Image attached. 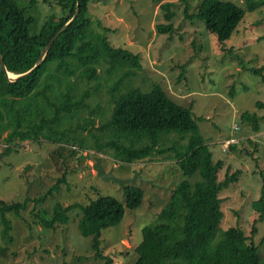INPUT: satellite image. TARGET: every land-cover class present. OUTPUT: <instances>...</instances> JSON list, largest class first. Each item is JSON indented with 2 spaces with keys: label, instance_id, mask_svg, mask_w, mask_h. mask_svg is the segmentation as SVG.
<instances>
[{
  "label": "trees",
  "instance_id": "16d2710c",
  "mask_svg": "<svg viewBox=\"0 0 264 264\" xmlns=\"http://www.w3.org/2000/svg\"><path fill=\"white\" fill-rule=\"evenodd\" d=\"M55 1L58 12L46 17L38 30L39 18L34 16L38 0H0V53L6 71L13 74L35 67L44 47L74 15L79 4L75 20L58 35L33 73L10 81L0 66V137L5 133L3 139L8 145L4 152L13 150L11 144L16 142L46 139L93 150L122 164L158 155L174 158L184 179L172 190L155 220L141 229L142 239L133 248V264H264V255L259 253L253 236L238 227L219 229L225 216L221 193L239 182L242 171L231 173L228 169L225 178L220 179L225 162L222 158L214 160L213 151L192 115V105L175 102L158 83L146 90L125 87V79L141 69L139 54L113 46L104 29L98 31L93 27L89 15L91 0ZM185 1L186 16L202 20L222 47L246 15L245 9L222 0H202L190 15V5ZM171 6L172 3L161 5L167 21L174 17ZM258 6L254 4L251 11ZM156 28L158 33L167 32L172 25L158 24ZM246 70L258 74L264 83V65ZM100 71L121 74L110 86L108 103L112 111L108 116L100 103L92 107L85 100L91 94L89 88L98 91L102 86ZM257 104L264 108L263 102ZM242 118L252 120L254 129L259 131L257 113L246 111ZM169 134H175L177 139L162 145V138ZM236 147L232 145L233 149ZM68 173L65 171L56 184L37 198L11 203L0 199V235L5 245L14 241L7 215L21 218L30 203L38 207L55 197L61 185L67 183ZM125 189V204L114 197H98L86 205L64 207L57 202L51 212L32 210L31 214L43 229L55 230L69 223L71 212L78 211L79 233L92 237L91 246L98 259L113 264L111 255L101 249L102 231L119 226L125 211L136 210L144 196L140 188ZM263 190L264 184L259 201L253 204L260 220H264ZM256 229L253 228V234ZM260 242H264V235Z\"/></svg>",
  "mask_w": 264,
  "mask_h": 264
},
{
  "label": "rangeland",
  "instance_id": "374dc122",
  "mask_svg": "<svg viewBox=\"0 0 264 264\" xmlns=\"http://www.w3.org/2000/svg\"><path fill=\"white\" fill-rule=\"evenodd\" d=\"M201 1L187 0L190 15ZM222 1L246 10L224 47L202 20L186 16L185 0H91L89 15L93 27L98 31L104 29L113 46L139 54L141 69L125 79V87L146 90L158 83L175 102L192 105V115L213 151L214 160L222 158L225 162L220 179L225 178L228 169L231 173L242 171L239 182L221 193L225 216L219 229H242L253 236L263 257L264 242L260 241L264 220L259 219L253 204L259 201L264 184V108L257 104L258 101L264 104V83L258 74L246 69L264 65V0ZM55 2L38 0L34 15L39 18L38 30L46 17L58 12ZM164 3H172L170 11L174 17L170 21L164 18L161 9ZM254 4L259 6L251 11ZM169 23L171 31L157 32L158 24ZM99 73L103 77L102 86L98 91L89 88L91 94L85 100L92 107L100 103L108 116L112 111L108 103L110 86L121 74ZM246 111L259 115V131L254 129L252 120L242 118ZM98 121L99 117L96 124ZM4 136L5 133L0 137V199L6 203L37 198L56 184L65 171L69 173L67 183L61 185L55 197L38 207L30 203L21 218L7 215L14 241L5 245L0 235V264H104L94 253L92 237L81 235L77 229L78 211L71 212L69 223L55 230L43 229L31 214L32 210L51 212L57 202L64 207L75 203L86 205L98 197H114L125 204L126 189L97 176L93 169L97 157L104 172L112 171L115 177L128 180L125 187L144 192L141 205L134 211H125L119 226L102 231L100 246L103 253L111 255L113 264L134 263L133 248L142 239L141 229L155 220L172 190L184 179L174 158L158 155L122 164L93 150L46 139L13 143V150L5 153L8 145ZM175 139V134H169L161 143L170 145ZM229 139L233 141L229 143ZM233 144L237 146L235 149ZM253 228H257V233L253 234Z\"/></svg>",
  "mask_w": 264,
  "mask_h": 264
},
{
  "label": "water",
  "instance_id": "95a60500",
  "mask_svg": "<svg viewBox=\"0 0 264 264\" xmlns=\"http://www.w3.org/2000/svg\"><path fill=\"white\" fill-rule=\"evenodd\" d=\"M79 13V4L77 3L76 5V10H75V13L74 15L66 21V23L58 30V32L55 34V36L48 42V44L44 47V49L42 50L41 54H40V57L38 58L37 60V63L35 65V67L33 69H31L30 71L26 72V73H21V74H13V73H8L6 71V68H5V64H4V61H3V58L1 56V53H0V66L1 68L3 69V71L6 73V75L8 76V79L10 81H17L31 73H33L41 64H42V61L45 57V55L47 54L48 50L50 49V47L52 46V44L54 43L55 39L58 37V35L64 30L66 29V27L72 23L75 18L77 17ZM100 157H97L96 158V163L94 164L93 166V169L96 171V174L98 177H100L103 181H114L116 182L117 184L120 185V187L122 189L125 190V184L127 183L128 180H125V179H120V178H117L113 175V172L110 171V172H104L103 171V168L101 166V163H100Z\"/></svg>",
  "mask_w": 264,
  "mask_h": 264
},
{
  "label": "built area",
  "instance_id": "2783aa9c",
  "mask_svg": "<svg viewBox=\"0 0 264 264\" xmlns=\"http://www.w3.org/2000/svg\"><path fill=\"white\" fill-rule=\"evenodd\" d=\"M231 141H233L232 139H229L228 140V142L230 143ZM229 143H227V144H229ZM224 149H226V147H224ZM86 153V152H85Z\"/></svg>",
  "mask_w": 264,
  "mask_h": 264
}]
</instances>
